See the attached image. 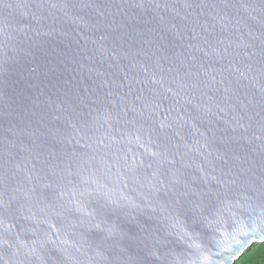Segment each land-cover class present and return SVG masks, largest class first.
Instances as JSON below:
<instances>
[{"label": "water", "instance_id": "95a60500", "mask_svg": "<svg viewBox=\"0 0 264 264\" xmlns=\"http://www.w3.org/2000/svg\"><path fill=\"white\" fill-rule=\"evenodd\" d=\"M258 242L264 0H0V264Z\"/></svg>", "mask_w": 264, "mask_h": 264}, {"label": "trees", "instance_id": "16d2710c", "mask_svg": "<svg viewBox=\"0 0 264 264\" xmlns=\"http://www.w3.org/2000/svg\"><path fill=\"white\" fill-rule=\"evenodd\" d=\"M234 264H264V242L253 244Z\"/></svg>", "mask_w": 264, "mask_h": 264}]
</instances>
